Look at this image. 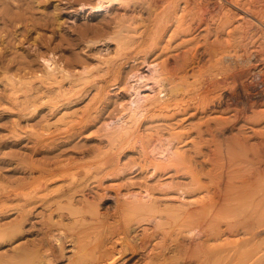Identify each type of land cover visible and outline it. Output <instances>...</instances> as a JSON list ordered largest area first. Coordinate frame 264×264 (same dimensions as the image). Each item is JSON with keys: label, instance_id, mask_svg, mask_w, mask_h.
Instances as JSON below:
<instances>
[{"label": "bare ground", "instance_id": "obj_1", "mask_svg": "<svg viewBox=\"0 0 264 264\" xmlns=\"http://www.w3.org/2000/svg\"><path fill=\"white\" fill-rule=\"evenodd\" d=\"M77 3L94 59L0 67V264H264V0Z\"/></svg>", "mask_w": 264, "mask_h": 264}, {"label": "rangeland", "instance_id": "obj_2", "mask_svg": "<svg viewBox=\"0 0 264 264\" xmlns=\"http://www.w3.org/2000/svg\"><path fill=\"white\" fill-rule=\"evenodd\" d=\"M2 1L6 5H2L0 8V67L3 68L4 66L5 68L7 67L6 65L9 64L8 67L12 68L13 70L15 68L16 69H19V68L28 69L26 68L28 67V65L33 66L32 67L33 70L36 69V67H39L37 65L41 63L39 62L40 60H38V58L36 57L37 52H35V49H37L35 46L38 43L39 44L42 43L41 45L43 48L46 47V49H43V50H48L49 48L54 50L53 48H56L55 50L58 52L57 54V52L54 51L57 54L56 57L64 56V58L68 59L69 62L70 60H72L70 62L71 63L70 66L71 65L73 66L75 62L71 58V55L76 57L77 61L81 63L85 62L86 60H92L93 57L90 54L91 52H89V48L83 47V45H86V44H80V45L78 44L80 49H75V48H79L77 44L70 47L71 50L69 47L68 48L58 47L57 49L56 45L58 44L60 40V36L61 37L71 36V35L73 36L75 34V30L78 27V25L80 26L82 25V23L83 25L85 24V22L91 23L90 25H95V23H100V21L105 23L106 21H103V20H108L110 18H113L117 14H119V12L117 11V5L111 6V8L108 9L107 11L102 10L96 13H92L88 10L76 11L78 10V7H79L77 5L78 4L77 2L79 0H2ZM87 1L92 2V3L96 2V0H91V1L87 0ZM17 9H21V10H17ZM3 12H6L7 14ZM7 19H11L12 22H8ZM59 23H60V26H62V29H60L61 27L58 26ZM64 28H66L67 31ZM103 30L104 31H102V29L101 31H96V33L94 31L93 33L94 35L91 34L90 37H93L94 39L95 38L99 39V36H102L103 38H107L109 35V32H108L109 30L107 29L105 30V28H103ZM67 32H68V35H67ZM101 32H104L105 34L104 33L102 34ZM43 44L45 46H43ZM61 50L62 51L64 50V52H62ZM65 53L69 55L70 57L68 58V56ZM17 71H15V73H17ZM255 81L256 82H255L254 87L252 86L251 87L252 89L250 88L249 90L250 95H249L248 100L262 102L264 101L263 99L264 98V92H263L264 83L260 82L259 75L255 76ZM260 86L263 88V91L261 90L262 88ZM124 88H125V85L120 87L116 92L111 91L108 94L102 106V109H101V115L103 119L107 118V116L109 115L113 116L114 114H116L118 112V109L121 108L120 107L121 103L122 102L125 103L124 101L126 100L127 96L124 92ZM242 99H244V97H242ZM87 100L88 98L86 97L84 99V102L81 104V106H83L87 102ZM7 107L9 106L5 105L3 107L2 105V107H0V137L1 135L6 136V134L9 131L10 125H11L10 123V121L12 120L11 116H13L14 111L12 112L9 111ZM5 109L7 110L5 111ZM35 116L36 117H34V123L40 120V117H37V115ZM24 123H25L24 118H21V124L23 125ZM100 126H101V123L98 126L90 129L88 131V134L90 136H94L95 134H97V130L99 129ZM3 137L0 138L3 140V141L0 140V147H3L2 149L3 152L5 149L6 150L5 153H7L9 149L6 147L7 146L6 141ZM4 166L5 165H3L2 168L0 167L1 171H7V168ZM4 168L6 170H4Z\"/></svg>", "mask_w": 264, "mask_h": 264}]
</instances>
